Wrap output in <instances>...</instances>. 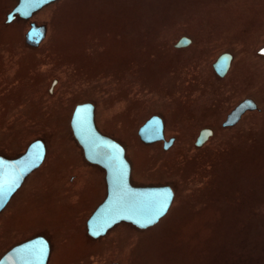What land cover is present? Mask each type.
Returning a JSON list of instances; mask_svg holds the SVG:
<instances>
[{
	"label": "rangeland",
	"instance_id": "1",
	"mask_svg": "<svg viewBox=\"0 0 264 264\" xmlns=\"http://www.w3.org/2000/svg\"><path fill=\"white\" fill-rule=\"evenodd\" d=\"M15 4L0 1V154L43 138L48 157L0 213V257L43 235L50 264H264V0H58L7 25ZM31 23L47 27L39 47L26 43ZM185 37L193 44L177 49ZM225 53L234 61L221 79L213 66ZM250 97L259 110L223 127ZM86 102L126 148L136 183L175 189L155 227L88 236L106 188L71 127ZM155 114L177 138L169 151L140 141ZM203 128L214 136L197 148Z\"/></svg>",
	"mask_w": 264,
	"mask_h": 264
},
{
	"label": "water",
	"instance_id": "2",
	"mask_svg": "<svg viewBox=\"0 0 264 264\" xmlns=\"http://www.w3.org/2000/svg\"><path fill=\"white\" fill-rule=\"evenodd\" d=\"M58 0H20L15 10L25 19ZM45 38V29L33 27L27 41L39 45ZM191 44L187 37L180 40L177 47L185 48ZM233 57L225 54L215 64L217 74L224 77ZM241 107L231 117L229 125L234 124ZM71 127L75 139L84 151L87 161L106 171L108 196L88 221L89 235L95 239L105 236L116 225L127 222L141 230L154 227L167 215L173 201L174 191L170 187H135L131 183L132 167L126 158V151L115 140L99 132L95 123V107L92 104L79 105L73 114ZM139 135L145 143L164 139V125L161 119L153 118L141 128ZM213 136L212 130H204L197 145H204ZM172 143V142H171ZM171 143L167 144L170 147ZM46 156L42 142L34 143L27 153L16 160L0 157V212L10 203L26 178L36 170ZM151 221V223H149ZM51 247L49 242L38 237L10 251L0 264H47Z\"/></svg>",
	"mask_w": 264,
	"mask_h": 264
},
{
	"label": "flooded vegetation",
	"instance_id": "3",
	"mask_svg": "<svg viewBox=\"0 0 264 264\" xmlns=\"http://www.w3.org/2000/svg\"><path fill=\"white\" fill-rule=\"evenodd\" d=\"M1 1V0H0ZM13 1H15V0H13ZM19 2H20V0H16V4L13 6V8H11V10L8 12V14H7V16H6V23H7V25H14L16 22H29V21H31V19L38 13H35L30 19H25V18H23V17H21L19 14H15L14 12H15V10H16V8H17V6L19 5ZM57 2V1H56ZM55 3V2H54ZM53 4V3H52ZM51 5V4H50ZM49 6V5H48ZM48 6H46V7H48ZM46 7H44L43 9H45ZM42 9V10H43ZM42 10H40V11H42ZM39 11V12H40ZM33 27H37V28H43V29H45V36H46V32H47V27L45 26V25H38L37 23H31V27H30V29L28 30V32H27V34H26V43H27V45H29V46H31V47H39L42 43H43V41L39 44V45H33V44H30L28 41H27V35H28V33L30 32V30L33 28ZM45 39V38H44ZM190 39V38H189ZM191 40V44L189 45V46H191L192 44H193V41H192V39H190ZM178 45V44H177ZM177 45H176V48L177 49H184V48H178L177 47ZM189 46H187V47H189ZM187 47H185V48H187ZM259 55L260 56H262L263 58H264V46L259 50ZM225 54H229V55H231L232 57H233V59H232V62H231V67H230V69H229V71H228V73L224 76V77H221V76H219L218 74H217V72H216V70H215V64L217 63H215L214 64V70H215V72H216V74L221 78V79H223V78H225V77H227L228 76V74H229V72L231 71V69H232V65H233V61H234V55L233 54H231V53H225ZM225 54H223V55H225ZM223 55H221V56H223ZM220 56V57H221ZM219 57V58H220ZM219 58H218V60H219ZM217 60V61H218ZM57 82V81H56ZM55 82V83H56ZM58 83V82H57ZM51 92H53V89H51ZM83 104H92L94 107H95V123H96V126H97V129L99 130V128H98V123H97V121H98V115H97V107H96V105L94 104V103H92V102H86V103H83ZM83 104H80V105H83ZM79 105H77L76 106V108L78 107ZM241 107H246L244 110H242L241 111V114L239 115V117H238V120L234 123V124H232V125H229V122L231 121V117L233 118V115L241 108ZM75 108V109H76ZM75 109H74V111H75ZM259 110V103L254 99V98H252V97H250V98H247V99H245V100H243L242 102H240L238 105H236L235 106V108L230 112V114L227 116V119H226V121L223 123V127H225V128H233V127H235V126H237L241 121H242V119L244 118V116L247 114V113H249V112H254V111H258ZM73 114H74V112H73ZM72 117H73V115H72ZM153 118H159V119H161L162 120V122H163V125H164V139L163 140H160V141H157V142H154V143H145L144 141H142V139H141V137H140V135H139V138H140V141H141V143L143 144V145H145V146H154V145H157V144H161V146H162V148H163V150L164 151H169L171 148H173V146L176 144V141H177V138H174V137H172V138H167V133H166V131H167V123H166V119L162 116V115H160V114H155V115H153V116H151L149 119H147L146 120V122L140 127V129H139V132H140V130H141V128L142 127H144L151 119H153ZM71 121H72V119H71ZM204 130H212L213 131V136H214V130L213 129H211V128H203L202 130H201V132L202 131H204ZM99 132L101 133V134H103L100 130H99ZM201 132H200V134H199V136L197 137V140H196V142H195V145H196V147L197 148H203L204 146H205V144L211 139H209L204 145H202V146H198L197 145V142H198V139H199V137H200V135H201ZM139 134V133H138ZM104 136H107V137H109V138H111V139H113V140H115L116 142H118L120 145H122V143H120V141H118L117 139H114V138H112L111 136H109V135H107V134H103ZM76 140V139H75ZM77 141V140H76ZM36 142H42L44 145H45V147H46V156H45V159L43 160V162H42V164L36 169V170H34L27 178H26V180L31 176V175H33L35 172H37L42 166H43V164L45 163V161H46V159H47V157H48V144H47V141L46 140H44L43 138H38V139H36V140H34L33 142H31L29 145H28V147H27V150L24 152V153H22L21 155H19V156H15V157H8V156H6V155H4V154H0V157H3V158H5V159H8V160H16V159H19V158H21L23 155H25L26 153H27V151L29 150V148L34 144V143H36ZM172 142V143H171ZM168 143H171V145H170V147H167V144ZM77 144L79 145V147H80V149H81V151H83V149H82V147L80 146V144L78 143V141H77ZM123 147H124V145H122ZM124 149H125V151H126V158H127V160L129 161V163L131 164V167H132V173H131V183H132V185L133 186H135V187H170V188H172L173 189V191H174V195H175V197H174V201H175V198H176V191H175V189L173 188V186H171V185H159V184H140V183H136L135 182V177H136V174H134V165H133V162H132V160L128 157V152H127V150H126V148L124 147ZM83 155H84V151H83ZM84 158H85V155H84ZM85 160H86V158H85ZM87 161V160H86ZM89 164H91V165H94V164H92V163H90L89 161H87ZM94 166H98V165H94ZM98 167H100V166H98ZM100 168H102V167H100ZM103 169V168H102ZM104 170V169H103ZM104 172H105V188H106V197L103 199V201L99 204V206L95 209V211L104 203V201L106 200V198H107V196H108V185H107V179H106V171L104 170ZM26 180H25V182H26ZM25 182H24V184H25ZM23 184V185H24ZM23 185H22V187H23ZM21 187V188H22ZM20 188V189H21ZM19 189V190H20ZM17 194V193H16ZM14 197V196H13ZM13 199V198H12ZM12 199H11V201H12ZM10 201V202H11ZM174 201H173V204H174ZM173 204H172V206H173ZM172 206H171V208H172ZM171 208H170V210H171ZM170 210H169V212H170ZM169 212L167 213V215L169 214ZM1 213V212H0ZM95 213V212H94ZM93 213V214H94ZM92 214V215H93ZM166 215V216H167ZM166 216H164L160 221H159V223L166 217ZM92 217V216H91ZM90 217V218H91ZM90 218L88 219V221L90 220ZM88 221H87V229H88ZM159 223H157L156 225H158ZM120 225H129V226H133V227H135L133 224H130V223H127V222H122V223H120V224H118V225H116L113 229H111L105 236H103V237H100V238H97V239H95V238H93V237H91L90 235H89V232H88V236L90 237V238H92L93 240H99V239H102V238H104V237H106L112 230H114L116 227H118V226H120ZM155 225V226H156ZM154 226V227H155ZM135 228H137V227H135ZM153 228V227H152ZM138 229V228H137ZM149 229H151V228H149ZM139 230H141V229H139ZM148 230V229H147ZM144 231V230H143ZM38 237H43V238H45L48 242H49V244H50V247H51V252H50V257H49V260H48V263L47 264H50V260H51V257H52V253H53V251H52V245H51V243H50V241L45 237V236H43V235H39V236H35V237H32V238H30V239H27V240H24V241H22V242H20V243H18V244H16V245H14L6 254H4L2 257H0V262H1V260L10 252V251H12L14 248H16V247H18V246H21V245H23V244H25V243H27V242H30V241H32V240H34L35 238H38ZM115 264H118V263H115Z\"/></svg>",
	"mask_w": 264,
	"mask_h": 264
},
{
	"label": "bare ground",
	"instance_id": "4",
	"mask_svg": "<svg viewBox=\"0 0 264 264\" xmlns=\"http://www.w3.org/2000/svg\"><path fill=\"white\" fill-rule=\"evenodd\" d=\"M165 218H166V217H165ZM160 223H161V222H160ZM160 223H159V224H160ZM148 230H149V229H148Z\"/></svg>",
	"mask_w": 264,
	"mask_h": 264
},
{
	"label": "snow or ice",
	"instance_id": "5",
	"mask_svg": "<svg viewBox=\"0 0 264 264\" xmlns=\"http://www.w3.org/2000/svg\"><path fill=\"white\" fill-rule=\"evenodd\" d=\"M149 223H151V221H149Z\"/></svg>",
	"mask_w": 264,
	"mask_h": 264
}]
</instances>
